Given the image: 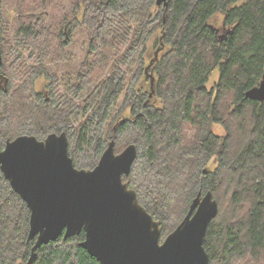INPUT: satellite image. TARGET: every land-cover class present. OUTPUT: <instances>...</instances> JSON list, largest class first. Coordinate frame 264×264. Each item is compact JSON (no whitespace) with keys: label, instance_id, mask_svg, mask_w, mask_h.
<instances>
[{"label":"trees","instance_id":"trees-1","mask_svg":"<svg viewBox=\"0 0 264 264\" xmlns=\"http://www.w3.org/2000/svg\"><path fill=\"white\" fill-rule=\"evenodd\" d=\"M155 2L14 0L11 18L0 11V149L19 135L64 131L74 166L87 169L110 140L116 153L133 143L123 181L162 239L210 190L218 203L204 241L210 264H264V101L245 97L264 71V0ZM75 28L87 33L77 66L68 50ZM151 37L147 93L136 85ZM41 75L47 96L34 89ZM28 228L29 210L0 171V264H100L80 245L83 231L42 245L28 263Z\"/></svg>","mask_w":264,"mask_h":264},{"label":"water","instance_id":"water-1","mask_svg":"<svg viewBox=\"0 0 264 264\" xmlns=\"http://www.w3.org/2000/svg\"><path fill=\"white\" fill-rule=\"evenodd\" d=\"M167 3L155 2L164 7ZM245 97L264 101V71ZM114 148L110 140L97 164L87 169L74 166L64 131L42 140L19 135L0 149V171L29 210L27 241L33 244L28 263L42 245L83 231L80 245L100 264H210L204 241L218 212L212 192L200 191L184 218L162 239L160 223L123 181L137 147L130 143L118 153Z\"/></svg>","mask_w":264,"mask_h":264},{"label":"rangeland","instance_id":"rangeland-1","mask_svg":"<svg viewBox=\"0 0 264 264\" xmlns=\"http://www.w3.org/2000/svg\"><path fill=\"white\" fill-rule=\"evenodd\" d=\"M13 3H14V0H3V2L0 5V11L3 17H7V18L12 17V15L14 14ZM64 7L65 8H62V9L58 8L55 11V15L58 16L60 14H63V12H66V9L70 8L71 5H69V3H66ZM158 33L159 31H156L155 35H158ZM70 34H71L70 40L68 43V50H69L70 59H71L70 65L77 66L80 63V60L82 59L84 52H85V47L87 44V33L83 29L75 28L73 32H70ZM152 38L153 37H151L147 41L148 53H147V56L145 57L144 65L142 67V75L141 77H139V80L136 85V88H141L143 91L147 93L151 91L150 90L152 87L151 81L153 80V78H155L152 72L151 56L152 54L156 53L157 46L153 47ZM66 69L67 68L63 66V68L56 69V72L60 74V72L62 73L63 70L65 71ZM218 78H219V70L216 69L210 75L209 80L206 83V86L209 89H211L214 86L215 82L218 81ZM48 84H49V79L47 78V76L41 75L35 80L34 89L36 91L44 93V95L47 96L49 94ZM158 103H159L158 100H155V104H158ZM124 115H127V113H125ZM212 130L217 135H223L225 133L223 127L218 123L212 124ZM215 167H216V163L213 160H211L207 164L206 169L213 170L215 169Z\"/></svg>","mask_w":264,"mask_h":264}]
</instances>
